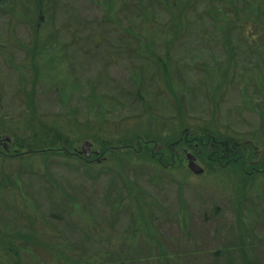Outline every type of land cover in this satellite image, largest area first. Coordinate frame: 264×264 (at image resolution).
<instances>
[{"label": "rangeland", "instance_id": "374dc122", "mask_svg": "<svg viewBox=\"0 0 264 264\" xmlns=\"http://www.w3.org/2000/svg\"><path fill=\"white\" fill-rule=\"evenodd\" d=\"M168 1L0 2V240L22 264H264V0ZM186 132L252 144L256 169L207 150L192 174ZM138 139L150 155L103 150ZM85 141L90 164L26 152Z\"/></svg>", "mask_w": 264, "mask_h": 264}, {"label": "trees", "instance_id": "16d2710c", "mask_svg": "<svg viewBox=\"0 0 264 264\" xmlns=\"http://www.w3.org/2000/svg\"><path fill=\"white\" fill-rule=\"evenodd\" d=\"M3 0H0V2H2ZM168 1V0H166ZM254 1V0H252ZM257 1V0H256ZM255 1V2H256ZM169 2V1H168ZM253 6V4H252ZM68 139H63L62 141V145L65 148H73V145H70V143H68L67 141ZM58 141H61L60 139V135L57 134L56 136H54L51 141H48L49 144H51L52 146L55 145L56 143H58ZM114 142H119L117 139L114 140ZM174 143V142H173ZM149 143L147 141V139H138L135 141V143L130 142L128 145H124L122 143H117L114 146H110V147H103V150L105 152H108L109 154L112 153L113 156L115 155L116 152H120V150H126V149H136V150H141L143 152H145L144 154H151L152 150L149 147ZM177 146V144H170L168 145L166 148L169 150H165V153H162L161 151H159V149H156V153L154 154V157H160L161 159H164V162L162 163L164 166V163L167 164V162H170V160L177 161L178 159H181V155L176 153L175 155L171 156V152L172 150ZM196 146L198 147L195 151L194 148H196ZM65 148H62V150L60 152L58 151H54V152H41V151H31L32 153H30V151H26L29 154L27 156H34V155H56V154H61L64 157H67L69 159H71L72 157H75V155H73L72 153L69 154V152L67 151V153L64 151ZM189 148L190 150H194L196 152V154L202 153V152H212L214 154H217V158H216V163L218 165H223L226 162H231L232 165L234 164L236 168V170L241 174L242 177L246 176L245 172H252V169H256V166L251 165V164H247L246 161H244V158L247 157V159H249V157L252 156V148L250 145H248L247 143L245 144H240L237 141L235 142V140H231L228 138H215V136H213L212 134H208V133H203L201 135L198 134H194L191 132H186L184 137H183V142H182V146H181V153L183 156V151L184 149ZM67 150V149H66ZM171 151V152H170ZM248 151H250V154L248 153ZM170 152V155L167 153ZM131 153V152H130ZM160 155V156H159ZM0 156H3L5 158H11V156L7 155V154H3L2 152H0ZM21 155H18V157H20ZM129 157L131 156L130 154L128 155ZM200 156V155H199ZM174 158V159H173ZM131 159V158H130ZM159 160V159H158ZM157 160V161H158ZM166 160V161H165ZM263 161V160H262ZM86 163L90 164L88 161H86ZM264 163V161H263ZM262 163V164H263ZM166 168V167H164ZM219 169L223 172L225 169L224 167H219ZM212 170V169H211ZM206 174H210L208 171L206 172ZM205 175V174H204ZM204 177V176H203ZM1 185H5L6 187H8V185L10 187H14L12 185H10L8 183L7 179H2L1 181ZM10 182V180H9ZM15 191L11 192V197H13L15 194ZM24 210H27L26 208ZM32 227L27 229V234H25L24 236H27L28 234H30L32 232L31 230ZM143 229V228H141ZM146 230V229H145ZM138 234V231L136 233V235ZM17 237V236H16ZM15 237V238H16ZM13 238V239H15ZM11 240V241H4V240H0V263L1 264H22L21 262V256L19 253V249L17 248V243H13L16 241L15 240ZM7 242V243H6ZM182 257V255H175V254H170V253H166L164 254L162 252L161 249H159L157 256H151V257H147L145 259L146 264H178V259H180ZM74 263H78V261L72 260ZM89 260H86L84 262H88ZM96 261V260H95ZM93 262V261H91ZM99 264H105L104 261H98ZM60 264V263H58ZM67 264V263H66ZM89 264H96V263H89Z\"/></svg>", "mask_w": 264, "mask_h": 264}, {"label": "water", "instance_id": "95a60500", "mask_svg": "<svg viewBox=\"0 0 264 264\" xmlns=\"http://www.w3.org/2000/svg\"><path fill=\"white\" fill-rule=\"evenodd\" d=\"M3 140L12 142V139L5 135L2 137ZM93 144L91 142L85 141L82 145V149L78 152H76L79 156H85L86 159H90L92 156V153L96 156L100 155V150H96L95 152H92ZM7 150V147H6ZM188 158V169L191 171L192 174L196 176H201L204 174V169L197 163V159L192 154L187 155ZM106 160V159H104Z\"/></svg>", "mask_w": 264, "mask_h": 264}, {"label": "flooded vegetation", "instance_id": "af4514ba", "mask_svg": "<svg viewBox=\"0 0 264 264\" xmlns=\"http://www.w3.org/2000/svg\"><path fill=\"white\" fill-rule=\"evenodd\" d=\"M248 145H250L251 148H252V144H248ZM184 150H185V151H184L185 153H186V152L189 153L190 151H192V150H190L189 148H186V149H184ZM189 150H190V151H189ZM95 151H96V150H95ZM95 151L92 150V152H95ZM196 151H197V150H196ZM198 153H199V152H198ZM198 153H197V154L195 153V155H194V156L196 157V159H197V162H198V157H199V156H198ZM248 153H249V155H251V154H250V151H248ZM101 154H102V152L100 153V155H101ZM74 155H75V157H79V156L76 155V154H74ZM100 155H99V156H100ZM94 156H96V155H94V154L92 153L91 158L88 160L89 163H92V158H93ZM79 158H81V157H79ZM81 159H82V158H81Z\"/></svg>", "mask_w": 264, "mask_h": 264}]
</instances>
